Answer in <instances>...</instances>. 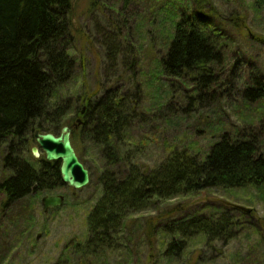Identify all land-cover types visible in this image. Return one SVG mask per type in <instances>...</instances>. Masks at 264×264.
Wrapping results in <instances>:
<instances>
[{
    "label": "rangeland",
    "instance_id": "rangeland-1",
    "mask_svg": "<svg viewBox=\"0 0 264 264\" xmlns=\"http://www.w3.org/2000/svg\"><path fill=\"white\" fill-rule=\"evenodd\" d=\"M167 1L75 0L71 57L76 70L60 90L63 99L71 100L83 89L98 98L109 89L125 91L129 107L136 106L137 111L117 151L124 158L135 153L134 163L150 169L160 166L174 150L202 156L225 131H257L264 114V103H244L241 97L251 72L264 77L262 0H201L205 11L214 10L211 22L222 28L228 49L226 66L213 70L219 79L217 89L221 88L216 100L195 105V98L190 97H198L195 92L175 85L159 68L172 28L164 8ZM188 2L183 0V9ZM202 94L210 97V92ZM76 121L75 114L68 116L52 134L59 136L64 125ZM32 139L25 153L31 162L44 158L32 155V148L37 147ZM71 139L90 173L89 185L76 192L68 187L55 190L51 195L65 196V204L48 214L43 212L42 196L4 206L0 191V264H264V196L253 189H213L165 202L155 213L131 217L113 249L81 251L79 246L89 238L88 217L102 195L100 153L80 128L73 130ZM5 175L0 170V182ZM220 206L219 211L228 208L238 224L230 242L208 245L198 238L179 259L164 257L163 246L169 239L154 237V248L149 247L145 236L149 217L176 207L182 209L181 217L211 214Z\"/></svg>",
    "mask_w": 264,
    "mask_h": 264
},
{
    "label": "trees",
    "instance_id": "trees-1",
    "mask_svg": "<svg viewBox=\"0 0 264 264\" xmlns=\"http://www.w3.org/2000/svg\"><path fill=\"white\" fill-rule=\"evenodd\" d=\"M74 1L0 0V170L6 173L0 191L4 206L65 187L60 163L45 158L31 162L25 153L36 132H54L68 116L75 114L78 119L84 108L79 128L100 153L102 195L88 217L89 238L79 246L83 252L113 249L131 217L155 213L168 201L213 189H253L264 196V114L257 131H225L202 156L174 150L160 166L150 169L134 163L135 153L124 158L117 151L116 145L137 111L136 106L129 107L125 91L109 89L98 98L83 89L73 100L62 98L60 90L76 70L71 57ZM182 3L169 0L164 5L172 28L159 68L175 85L195 92L198 97L190 95L194 105L215 101L221 88L217 89L219 79L213 70L226 66V36L211 22L216 14L205 11L203 1L191 0L184 9ZM259 4L264 6V0ZM245 86L241 93L244 103H264L262 74L251 72ZM204 91L210 92L209 98L203 96ZM221 208L211 214L181 217L182 209L176 207L149 217L145 233L149 247L154 248V237L169 239L163 255L179 259L195 239L208 245L230 242L238 224L228 208L219 211Z\"/></svg>",
    "mask_w": 264,
    "mask_h": 264
},
{
    "label": "water",
    "instance_id": "water-1",
    "mask_svg": "<svg viewBox=\"0 0 264 264\" xmlns=\"http://www.w3.org/2000/svg\"><path fill=\"white\" fill-rule=\"evenodd\" d=\"M83 111H86L84 108ZM76 124H82L79 119ZM77 125L64 126L60 135L52 133H35V140L38 147L32 149L33 156L39 158L41 153L49 163H60V176L62 182L74 192L89 185L90 173L80 161L72 144L73 130ZM37 187L33 188V195H36ZM65 198L63 195H45L41 199L44 214H48L57 208L63 207Z\"/></svg>",
    "mask_w": 264,
    "mask_h": 264
},
{
    "label": "flooded vegetation",
    "instance_id": "flooded-vegetation-1",
    "mask_svg": "<svg viewBox=\"0 0 264 264\" xmlns=\"http://www.w3.org/2000/svg\"><path fill=\"white\" fill-rule=\"evenodd\" d=\"M85 114H86V111H82L81 112V114H79V118L77 119V121L80 119L81 121H83V119H84V116H85ZM80 125V127H82L83 126V123L82 124H79ZM31 152H32V150H31ZM32 155H33V153H32ZM66 187V186H65ZM59 195V194H58ZM61 195V194H60ZM64 198H65V200H66V197L64 196Z\"/></svg>",
    "mask_w": 264,
    "mask_h": 264
}]
</instances>
